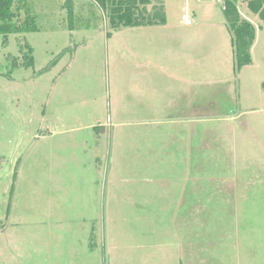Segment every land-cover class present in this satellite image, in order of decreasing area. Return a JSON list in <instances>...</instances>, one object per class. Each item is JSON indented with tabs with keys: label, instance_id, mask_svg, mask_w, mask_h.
I'll use <instances>...</instances> for the list:
<instances>
[{
	"label": "rangeland",
	"instance_id": "1",
	"mask_svg": "<svg viewBox=\"0 0 264 264\" xmlns=\"http://www.w3.org/2000/svg\"><path fill=\"white\" fill-rule=\"evenodd\" d=\"M24 2L37 29L0 35V264H264L257 15L238 7L258 51L238 68L213 0L116 29L94 0ZM178 211L196 220L168 235Z\"/></svg>",
	"mask_w": 264,
	"mask_h": 264
},
{
	"label": "trees",
	"instance_id": "2",
	"mask_svg": "<svg viewBox=\"0 0 264 264\" xmlns=\"http://www.w3.org/2000/svg\"><path fill=\"white\" fill-rule=\"evenodd\" d=\"M25 0H0V35L32 33L37 28L34 19L25 11ZM106 13L108 24L116 28L152 27L166 24V11L161 0H94ZM248 10L264 24V4L250 3ZM22 13L24 17H22ZM230 32L237 60V67L251 64L250 49L255 36L251 22L244 20L234 2L226 0L222 13ZM16 44L23 53L24 63L31 66V48L24 39L16 38ZM30 55V56H29ZM13 66H18L16 59ZM1 163V159H0Z\"/></svg>",
	"mask_w": 264,
	"mask_h": 264
},
{
	"label": "crops",
	"instance_id": "3",
	"mask_svg": "<svg viewBox=\"0 0 264 264\" xmlns=\"http://www.w3.org/2000/svg\"><path fill=\"white\" fill-rule=\"evenodd\" d=\"M186 8H187V5H186ZM190 20H191V18H190ZM191 22H192V20H191ZM211 23H212V25L214 23L216 26H218L217 23H219V22H211ZM224 23L227 26V24H226L225 21H224ZM166 24L165 25H162V26L164 27V26H166ZM192 24H194V22H192L191 25ZM191 25H187V26H191ZM253 46H254V43H253V45L251 46V49H250V57H251V59L256 58L255 53L258 52L256 50L253 51V52L251 51V50H254V47ZM260 53H263V55H264V50L263 51H260ZM261 72H262L261 73V76H264V70H261ZM262 108H254L253 111L264 112V107H262ZM182 120H184V119H182ZM161 121H163V120H161ZM190 200H193V199H190ZM192 202L193 201H191L190 203H192ZM176 203L180 204V200L178 198L176 199V202H174L173 204H176ZM158 218H160V220L164 223L162 225V230H164L168 235L169 234H172V233H175V236H177L179 234H184L185 233V231H186V224H185V222L186 221L196 220V217H195L194 214H189L188 215V214H185L184 212L182 213V212H179V211L178 212H175V213H168V214H164L163 213ZM191 250H192L191 249V246H189V248L186 247V252H185V248H183V247L181 248V246H179V247L176 248V254L179 255V259H181L182 257L185 259V257H187L188 254L189 255H192V251ZM247 251H248L247 248H245L243 251L241 250V252H238L237 253L236 258L240 259L239 260V263L240 264H243V259L246 258V257H248ZM194 252H196V249H195ZM228 254H230V258H231V253H228ZM233 258L235 259V255L234 254H233Z\"/></svg>",
	"mask_w": 264,
	"mask_h": 264
},
{
	"label": "built area",
	"instance_id": "4",
	"mask_svg": "<svg viewBox=\"0 0 264 264\" xmlns=\"http://www.w3.org/2000/svg\"><path fill=\"white\" fill-rule=\"evenodd\" d=\"M218 5L220 11L223 13L226 8V0H213ZM235 3L237 7L239 6H248L250 3H261L264 4V0H228ZM182 20L186 23V25H191L190 18L184 14L182 15Z\"/></svg>",
	"mask_w": 264,
	"mask_h": 264
}]
</instances>
